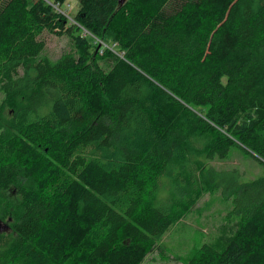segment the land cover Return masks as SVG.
I'll return each instance as SVG.
<instances>
[{"label":"trees","instance_id":"1","mask_svg":"<svg viewBox=\"0 0 264 264\" xmlns=\"http://www.w3.org/2000/svg\"><path fill=\"white\" fill-rule=\"evenodd\" d=\"M75 1L0 0V264H139L214 192L238 232L185 264H264V0Z\"/></svg>","mask_w":264,"mask_h":264},{"label":"rangeland","instance_id":"2","mask_svg":"<svg viewBox=\"0 0 264 264\" xmlns=\"http://www.w3.org/2000/svg\"><path fill=\"white\" fill-rule=\"evenodd\" d=\"M77 11L75 0H67V4L60 7V12L65 13L70 21ZM45 40V54L52 60L72 50L71 39L65 35L48 33ZM10 108L0 94V122L10 118ZM249 156L248 152L233 148L225 160H216L210 165L217 169H236L241 174V181H248L260 175L262 167L257 160ZM15 192L13 188L9 194L10 199L17 200ZM158 195L162 200H166L167 191L159 190ZM231 209V201L226 200L220 192L205 193L198 203L162 236L139 264H185L204 243L222 250L237 234L239 228V218L231 213ZM8 229L6 223H0V233L8 232Z\"/></svg>","mask_w":264,"mask_h":264},{"label":"water","instance_id":"3","mask_svg":"<svg viewBox=\"0 0 264 264\" xmlns=\"http://www.w3.org/2000/svg\"><path fill=\"white\" fill-rule=\"evenodd\" d=\"M98 47H99V45H98Z\"/></svg>","mask_w":264,"mask_h":264},{"label":"built area","instance_id":"4","mask_svg":"<svg viewBox=\"0 0 264 264\" xmlns=\"http://www.w3.org/2000/svg\"><path fill=\"white\" fill-rule=\"evenodd\" d=\"M65 14V13H64Z\"/></svg>","mask_w":264,"mask_h":264}]
</instances>
